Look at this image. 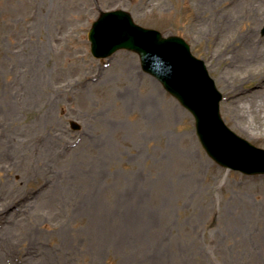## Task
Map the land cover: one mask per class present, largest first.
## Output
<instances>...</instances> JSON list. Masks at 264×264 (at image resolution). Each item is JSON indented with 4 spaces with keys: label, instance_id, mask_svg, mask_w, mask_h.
Masks as SVG:
<instances>
[{
    "label": "rangeland",
    "instance_id": "1",
    "mask_svg": "<svg viewBox=\"0 0 264 264\" xmlns=\"http://www.w3.org/2000/svg\"><path fill=\"white\" fill-rule=\"evenodd\" d=\"M111 10L182 38L224 124L264 149L230 112L264 108V59L233 57L264 46V0H0L3 263L264 264V175L212 161L136 54L91 55V24Z\"/></svg>",
    "mask_w": 264,
    "mask_h": 264
},
{
    "label": "water",
    "instance_id": "2",
    "mask_svg": "<svg viewBox=\"0 0 264 264\" xmlns=\"http://www.w3.org/2000/svg\"><path fill=\"white\" fill-rule=\"evenodd\" d=\"M264 33V31H263ZM93 48L98 54L111 53L118 48H128L135 50L141 59L143 68L152 73L151 68L147 67L150 63L156 67L158 63L170 64L176 61L177 57L169 59L164 57L160 51L165 44L172 42L173 44L181 45V41L176 38H169L167 40L161 38L158 33L153 31H146L131 23L129 15L122 11H115L109 13H100L97 22L93 24V29L90 33ZM181 43V44H180ZM184 55H187V48L183 44ZM184 60V70L179 77L175 74L167 75L166 70L160 67V74L153 70L158 79L164 84L165 88L176 97L185 107L192 111L199 130V139L201 140V133L206 136L204 140L209 146L207 139L206 128L204 125H211L224 130L219 126L220 123L216 118V101L217 96L214 93L206 80L204 73H197L189 64L187 58ZM161 61V62H160ZM153 73V74H154ZM211 90V91H210ZM207 93L210 95L208 96ZM203 140V139H202ZM213 156L217 159L220 157L211 150ZM255 153L264 156L263 151L255 150Z\"/></svg>",
    "mask_w": 264,
    "mask_h": 264
},
{
    "label": "bare ground",
    "instance_id": "3",
    "mask_svg": "<svg viewBox=\"0 0 264 264\" xmlns=\"http://www.w3.org/2000/svg\"><path fill=\"white\" fill-rule=\"evenodd\" d=\"M223 45V41L221 43ZM225 46V45H223ZM233 57H235L237 60V64L240 63L243 60H251V61H258L264 59V46H257L254 43H252L251 47L247 51H237L236 54H233ZM264 67V65H263ZM264 79V76H262L261 80ZM263 84L259 83V86L264 90V81ZM94 86V85H93ZM236 89L232 90L230 92L231 98L230 102L231 105H235L236 101L240 98L239 94L236 93ZM243 99V97L240 98V100ZM247 105V104H246ZM241 105L240 107H234L230 109V112L232 116L237 119L238 123L245 124L247 126V129L254 132V136H257L259 139H264V134H259L260 130L257 126H254L252 124V121H261L262 122V130L264 131V108L260 107L257 103H251L248 102V106ZM253 125V126H252ZM11 195H6L5 198H9ZM258 213H263L264 216V206L262 208H258ZM1 222H3L1 220ZM260 242L264 245V220L261 223L260 227ZM6 230V229H5ZM2 254L0 253V264H4L2 259Z\"/></svg>",
    "mask_w": 264,
    "mask_h": 264
}]
</instances>
